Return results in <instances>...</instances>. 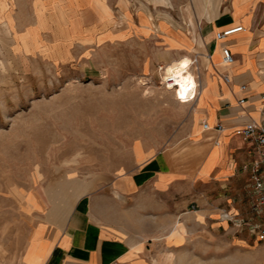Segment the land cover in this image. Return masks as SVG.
Returning <instances> with one entry per match:
<instances>
[{
	"label": "rangeland",
	"instance_id": "374dc122",
	"mask_svg": "<svg viewBox=\"0 0 264 264\" xmlns=\"http://www.w3.org/2000/svg\"><path fill=\"white\" fill-rule=\"evenodd\" d=\"M33 15L28 28L0 24V264H22L38 200H62L87 178L133 169L139 141L177 150L197 98L177 99L169 88L166 70L185 56L170 58L162 44L67 41V29ZM248 178L235 210L197 193L175 206L185 217L174 232L187 233H175L173 245L158 235L151 264H264L253 229L264 228V216L253 209Z\"/></svg>",
	"mask_w": 264,
	"mask_h": 264
},
{
	"label": "crops",
	"instance_id": "0c3cea01",
	"mask_svg": "<svg viewBox=\"0 0 264 264\" xmlns=\"http://www.w3.org/2000/svg\"><path fill=\"white\" fill-rule=\"evenodd\" d=\"M30 12L40 25L67 29V41L143 40L162 44L170 58H195L198 94L177 150L139 141L133 169L87 178L62 200H38L22 264H151L158 235L173 245L175 233H187L174 232L182 215L175 206H187L191 194L235 210L249 179L244 166L256 154L234 132L264 121V0H0V24L11 29L31 26ZM237 26L244 30L216 39ZM225 47L235 55L231 65ZM204 122L225 130H205Z\"/></svg>",
	"mask_w": 264,
	"mask_h": 264
},
{
	"label": "built area",
	"instance_id": "2783aa9c",
	"mask_svg": "<svg viewBox=\"0 0 264 264\" xmlns=\"http://www.w3.org/2000/svg\"><path fill=\"white\" fill-rule=\"evenodd\" d=\"M244 26H237L234 28H228L217 32L216 39L219 41L225 40L229 36L243 31ZM224 62L231 65L235 62V58L231 50L227 47L223 48ZM225 82H230L228 76L223 77ZM248 86L243 85L241 88L245 90ZM198 87H196V92L194 98L197 97ZM193 98V99H194ZM246 100L243 98L240 103H245ZM203 128L205 130L216 129L217 131H224L225 126L223 123H218L214 127H211L208 122L203 123ZM234 132L237 136L250 141L254 147L256 158L252 160L250 164H246L244 168L250 171L251 175V186L252 194L254 197L253 209L259 216H264V121L257 122L251 121L245 126L237 128ZM254 231L259 232L260 239L264 240V228L262 225H256L253 227Z\"/></svg>",
	"mask_w": 264,
	"mask_h": 264
},
{
	"label": "bare ground",
	"instance_id": "6f19581e",
	"mask_svg": "<svg viewBox=\"0 0 264 264\" xmlns=\"http://www.w3.org/2000/svg\"><path fill=\"white\" fill-rule=\"evenodd\" d=\"M192 59L184 57L168 66L166 76L170 80V87L176 92L177 99L191 101L197 87V79L191 72Z\"/></svg>",
	"mask_w": 264,
	"mask_h": 264
}]
</instances>
